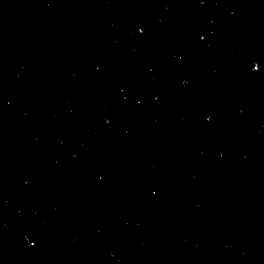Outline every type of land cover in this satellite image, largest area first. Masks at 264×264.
Listing matches in <instances>:
<instances>
[{"label":"water","instance_id":"water-1","mask_svg":"<svg viewBox=\"0 0 264 264\" xmlns=\"http://www.w3.org/2000/svg\"><path fill=\"white\" fill-rule=\"evenodd\" d=\"M0 264H264V0H0Z\"/></svg>","mask_w":264,"mask_h":264}]
</instances>
